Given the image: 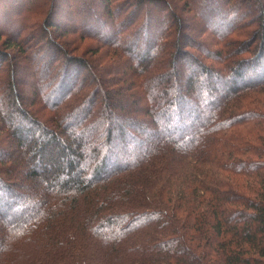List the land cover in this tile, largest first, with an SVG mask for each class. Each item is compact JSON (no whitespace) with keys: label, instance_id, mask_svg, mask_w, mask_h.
<instances>
[{"label":"trees","instance_id":"trees-1","mask_svg":"<svg viewBox=\"0 0 264 264\" xmlns=\"http://www.w3.org/2000/svg\"><path fill=\"white\" fill-rule=\"evenodd\" d=\"M102 1L0 7V264H264V0Z\"/></svg>","mask_w":264,"mask_h":264},{"label":"rangeland","instance_id":"rangeland-1","mask_svg":"<svg viewBox=\"0 0 264 264\" xmlns=\"http://www.w3.org/2000/svg\"><path fill=\"white\" fill-rule=\"evenodd\" d=\"M10 1L11 0H0V7L3 5L4 7V14L7 17V22H13L14 20L12 19V15H13V11L14 9L12 8V6H10ZM18 1L15 0L14 3ZM116 1H118V3L120 4H124V2L122 0H112V3H115ZM102 0H39L38 3H36L35 5L31 6V7H27V5L25 4H21L20 6H23V12L20 13H16L15 15V19L17 21H14V24H17V22L21 23L24 20V12L25 9L28 8L25 12L26 16L28 17V21L26 24V30L27 28L30 26L31 22H35L38 18H45L47 16V10L51 7V6H56L58 7L59 10V14L58 15V19L60 21H64L65 25H67L68 27H72V28H77L78 26V21H80V24L83 25V27L85 28H91L94 26V22L98 21L99 19L103 20V11H102ZM12 3V2H11ZM26 6V7H24ZM106 6V5H105ZM172 7L175 9L174 6V2ZM113 16V14H112ZM119 18H122L125 16V12L124 13H119L118 15H116ZM114 19V16H113ZM77 26V27H76ZM3 27V26H0ZM34 27V26H33ZM83 29V28H82ZM16 29L13 28V31H15ZM23 31L21 35H23L24 37H26L25 40H22V42L26 41L27 38L31 37L34 38L36 36V34L38 35H42V31H38L36 29H31L29 31ZM49 30L53 33H56V31L54 30V28H50ZM11 31V29H10ZM10 34H12V31L10 32ZM14 38V37H13ZM60 39H64L63 37H60ZM86 41L90 42V45H94V41H92L90 38H87ZM78 42V39L77 41ZM25 43V42H24ZM20 44V43H19ZM23 44V43H22ZM4 45V44H3ZM3 45L1 44V40H0V51L1 53H4L6 51V53H8V57L6 58L7 61H9L8 63L10 64V61L14 63L13 68H11V73L14 75L15 74V78L13 76L10 75V71H8V75L5 77H1L0 76V80H8L13 82V86L16 89L17 92H25L27 87H26V83H23V80L26 79L29 76V71H31V66H30V62L28 60V57L26 56V54H24L22 52L21 49H18V47L13 46V48L10 49H6L3 47ZM25 47H28L27 44H23ZM91 47L90 46L87 49V56L91 55ZM0 53V54H1ZM11 55V56H10ZM3 56H6L3 54ZM14 60V61H13ZM9 65L7 64V67ZM179 69L181 70L182 73H185V68L183 67V65H179L178 66ZM10 68V66H9ZM45 76V75H42ZM17 79V81H15ZM19 79V80H18ZM26 82V81H24ZM26 88V89H25ZM0 91L1 92H5L6 90L4 89V85L1 84L0 82ZM8 100V98H7ZM19 161V165H20ZM49 174H47V177ZM40 184V183H39ZM33 185H36L33 184ZM39 195L37 194L36 197H33L36 199H39ZM35 196V195H34ZM59 195H55V194H51L50 199L48 200L49 202L52 200H56L58 199ZM5 228V223L4 222H0V234L4 233V229ZM17 244H19V241H17ZM1 263L2 264H11L10 262H6L5 259H1Z\"/></svg>","mask_w":264,"mask_h":264}]
</instances>
